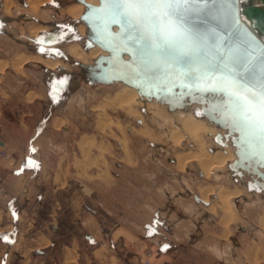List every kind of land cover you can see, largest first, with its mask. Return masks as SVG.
<instances>
[{
	"label": "crops",
	"instance_id": "0c3cea01",
	"mask_svg": "<svg viewBox=\"0 0 264 264\" xmlns=\"http://www.w3.org/2000/svg\"><path fill=\"white\" fill-rule=\"evenodd\" d=\"M7 65L0 70V153L7 154H0V264H143L146 252L150 264H232V243L238 244L221 224L214 233L206 226L208 236L201 239L194 233L177 239L169 223L173 213L162 203L143 201L144 218L139 214L134 227L113 212L107 219L103 204L85 205L92 194L98 202L105 185L84 181L82 166L74 172L80 179L73 175L69 98L56 89V69L26 60L27 71L19 75ZM38 74L43 86L33 78ZM57 101L63 116L55 114ZM246 253L239 254L240 264H249L248 256L254 261Z\"/></svg>",
	"mask_w": 264,
	"mask_h": 264
},
{
	"label": "rangeland",
	"instance_id": "374dc122",
	"mask_svg": "<svg viewBox=\"0 0 264 264\" xmlns=\"http://www.w3.org/2000/svg\"><path fill=\"white\" fill-rule=\"evenodd\" d=\"M9 1V8H5V11L0 6V28L5 23L10 24L9 27L0 29V60L10 61L20 53L49 58L56 56L62 60L63 65L56 67L54 72L57 74L56 89L63 95L68 94L67 98H69L66 107L70 112L66 111L65 115L68 117L65 121L69 123V151L72 157L73 175L80 179V175L74 172L82 166L85 173L83 177L87 178L84 181L94 185L97 180L105 185V189L98 194V202L95 201L96 197L94 198L96 194H92L93 199L85 205L95 209L97 203L103 204L107 219L113 212L115 218L134 227L138 225L135 220L140 218L139 214L144 218L142 216L143 201L148 203L153 201L159 205L162 203L161 209H168L166 212L173 213V216L168 219L177 239L185 238V234L188 233H194L196 238L201 239L204 235L208 236L206 226L210 227L211 233L217 231L219 226L221 227L224 212H221L217 205L219 202L214 193L206 196V204L196 201L193 194L198 195V190L208 185L213 187L224 185L228 189L237 186L240 189V195L232 198L234 214L231 216L230 223L222 225L226 229L225 234L231 233L233 240L238 244L232 243L234 251L232 264L235 258L238 259L237 264H240L238 257L241 251L249 255L255 254L254 261L248 256L249 264H264V229L257 225L258 216L264 212V204L258 194L250 193L239 182L234 181L230 171L227 170V164L230 161L224 163L218 173L216 170H210L206 177L193 161L186 162L184 167L179 169L175 163V154L194 150V146L186 139H182L178 147L174 146L162 130L173 127L175 123L173 125L169 122L159 127L158 118L149 111L143 110L144 108L140 105H136L141 114L140 120L120 109H107L109 126H105L102 130L98 129L96 120L100 111L97 106L106 102L107 97L121 87V83L90 86L79 79V67L73 63L75 59L67 53L66 49L71 42H78L80 46H83L81 44L86 33V26L79 21V17H72L66 12L65 8L75 2L47 0L48 3L41 4L37 13H33L25 7L24 0ZM79 26H83L82 34H78ZM33 30H37L35 36H33ZM75 35L80 41L75 39ZM90 63L92 62L83 64ZM7 66L10 67V63ZM13 69L10 68V72L16 71L19 75L27 71L23 69V65L19 71ZM65 73L70 74V78H62ZM33 78L40 81L39 83L43 86L40 74H38L39 79ZM29 81L26 84L30 83ZM164 106L167 108L165 104ZM62 107L63 105L57 101L55 109L57 116H63ZM168 111L171 112V110ZM115 122H119L120 128L115 126ZM142 123L151 128L153 133L151 137H142L133 133L134 129L143 126ZM216 128L218 133L222 132V129ZM115 136H123L125 145L122 146ZM205 141L210 149L222 146L214 140V134L206 136ZM229 144H231L230 141ZM103 173L104 176H102ZM246 178L247 175H244L242 179ZM211 202L215 205V210L212 211L209 209ZM46 206L47 203L45 209H47ZM83 210H86L84 206ZM147 215L150 219V215ZM152 219L153 222L157 221L155 218ZM251 237L256 239L251 240ZM234 253L237 255L235 256ZM144 257L150 258L151 255L146 252Z\"/></svg>",
	"mask_w": 264,
	"mask_h": 264
},
{
	"label": "water",
	"instance_id": "95a60500",
	"mask_svg": "<svg viewBox=\"0 0 264 264\" xmlns=\"http://www.w3.org/2000/svg\"><path fill=\"white\" fill-rule=\"evenodd\" d=\"M73 1L84 6L79 16L86 26L83 48L96 45L106 52L90 64L73 60L79 67L80 79L90 86H131L140 97L163 103L168 110L199 102L201 107L194 109V115L225 129L214 140L224 145L229 139L234 147L235 158L227 164L231 177L250 193L264 198V163L259 161L262 145L243 135L229 96L212 90L214 78L222 75L230 76L241 88L258 87L264 82V7L255 0H207L201 11L184 21L186 28L201 37L200 51L193 54L151 50L123 18L112 22L107 11H99L102 0L98 4ZM193 197L207 203L197 194Z\"/></svg>",
	"mask_w": 264,
	"mask_h": 264
},
{
	"label": "bare ground",
	"instance_id": "6f19581e",
	"mask_svg": "<svg viewBox=\"0 0 264 264\" xmlns=\"http://www.w3.org/2000/svg\"><path fill=\"white\" fill-rule=\"evenodd\" d=\"M47 0H28V8L31 12L37 13L38 8ZM92 4H98V0H86ZM255 3H258L264 7V3L260 0H255ZM9 0H5V8H9ZM66 9V12L72 17H79L83 12L84 7L81 3H72ZM79 33L82 34L84 29L83 26H79ZM116 29V28H114ZM37 30H33V36H35ZM83 45V44H81ZM67 53L73 57L75 60L80 61L81 63L92 62L100 54H106L100 47L94 46L88 50H85L83 46H80L78 42H71L67 45ZM127 55H125V58ZM26 60H34V62L41 63L50 69H56L63 65L62 60L56 56L44 57L41 55H27L25 53L16 54L12 58L11 62L0 61V70H2L8 63L19 71V68ZM98 85V84H97ZM136 105L142 106L146 111L154 114L158 119L159 127L172 122L173 127H170L166 130H162L167 139L176 147L182 143V139H186L194 146V150H189L183 154H175V163L179 169H182L186 162H195L202 175L205 177L208 175L210 170H218L223 167L224 163L232 161L235 158L234 147L232 144H229V139L225 141V144L217 149H210L205 137L208 135H215L218 133L219 129H222V132L219 131L222 135L225 133V129L209 122L207 119L198 117L194 115V109L201 107L199 102L187 103L184 108H175L169 112L163 103H159L154 99H146L145 97H140L135 88L127 85L121 84V87L116 90L112 95L108 96L106 102L98 105V110L100 115L96 120V127L100 130L104 129L105 126H109L110 119L107 117V109H120L127 113L130 116L136 117L138 120L141 119V114L139 113ZM96 109V108H95ZM98 113V112H97ZM171 113V115H169ZM160 119V120H159ZM63 120H57L56 125L59 126L63 124ZM112 123V122H111ZM55 124V123H54ZM144 123H142L143 125ZM115 126L120 128L119 122H115ZM165 129V128H164ZM133 133L140 135L142 137H151L152 130L146 125H143L137 129L133 130ZM121 142V145H125L124 137L115 136ZM153 137H155L153 135ZM224 140V139H223ZM160 141V140H159ZM231 143V142H230ZM219 146V145H218ZM103 149V147H102ZM231 174V173H230ZM244 175H247L244 173ZM243 175V176H244ZM217 177V174L215 175ZM214 177V176H213ZM241 185V184H240ZM242 187V186H241ZM214 193L219 204H217L221 210L224 212L222 214V225H227L230 223L231 216L234 212L232 209L233 197L240 195V189L237 186H234L232 189H228L224 185H208L200 188L198 190V196L203 201H206V196ZM209 203V202H208ZM208 205V204H207ZM215 205L211 202L209 209L215 210ZM164 216V215H163ZM257 225L264 229V212L261 213L257 218ZM259 250V247L257 251ZM256 251V250H255ZM257 253V252H256ZM255 255V254H254ZM258 256V255H257ZM255 260V259H254Z\"/></svg>",
	"mask_w": 264,
	"mask_h": 264
},
{
	"label": "snow or ice",
	"instance_id": "6c2138e0",
	"mask_svg": "<svg viewBox=\"0 0 264 264\" xmlns=\"http://www.w3.org/2000/svg\"><path fill=\"white\" fill-rule=\"evenodd\" d=\"M206 2L207 0H102L103 7L99 11H107L112 22L123 18L129 28L140 33L141 39L151 50L162 53L191 51L198 54L201 37L186 28L184 21L190 14L201 11ZM214 79L212 90L229 96L232 111L239 117L243 135L255 138L262 145L259 161L264 163V82L258 87L241 88L228 75ZM249 155L254 156L256 153Z\"/></svg>",
	"mask_w": 264,
	"mask_h": 264
},
{
	"label": "flooded vegetation",
	"instance_id": "af4514ba",
	"mask_svg": "<svg viewBox=\"0 0 264 264\" xmlns=\"http://www.w3.org/2000/svg\"><path fill=\"white\" fill-rule=\"evenodd\" d=\"M69 1H71V0H69ZM70 4V3H69ZM77 38V36L75 35V39ZM83 40H85V36H84V38H83ZM61 69V68H60ZM70 74H67V73H65V74H63V76H62V78L64 77L65 79H68V78H70ZM80 76V71L78 72V77ZM79 79H80V77H79ZM227 170H229L228 169V167H227ZM236 182V181H235ZM244 187V186H243ZM246 188V187H245ZM247 190V189H246ZM248 191V190H247ZM252 194H258L261 198H262V203L264 204V198L262 197V195L261 194H259V193H252ZM263 195H264V193H263Z\"/></svg>",
	"mask_w": 264,
	"mask_h": 264
},
{
	"label": "built area",
	"instance_id": "2783aa9c",
	"mask_svg": "<svg viewBox=\"0 0 264 264\" xmlns=\"http://www.w3.org/2000/svg\"><path fill=\"white\" fill-rule=\"evenodd\" d=\"M2 156H7L6 153H4L3 151L0 153ZM149 255V254H148ZM143 264H150V261L146 258L144 261H143Z\"/></svg>",
	"mask_w": 264,
	"mask_h": 264
},
{
	"label": "trees",
	"instance_id": "16d2710c",
	"mask_svg": "<svg viewBox=\"0 0 264 264\" xmlns=\"http://www.w3.org/2000/svg\"><path fill=\"white\" fill-rule=\"evenodd\" d=\"M72 31H73V29H72Z\"/></svg>",
	"mask_w": 264,
	"mask_h": 264
}]
</instances>
